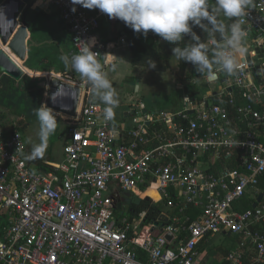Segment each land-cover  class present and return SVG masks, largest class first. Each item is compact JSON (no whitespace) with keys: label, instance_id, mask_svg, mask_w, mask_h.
I'll list each match as a JSON object with an SVG mask.
<instances>
[{"label":"built area","instance_id":"1","mask_svg":"<svg viewBox=\"0 0 264 264\" xmlns=\"http://www.w3.org/2000/svg\"><path fill=\"white\" fill-rule=\"evenodd\" d=\"M41 1L59 13L76 54L89 43L105 71L115 62L118 43L97 35L106 14ZM242 19L256 48L238 57V73H219L212 83L227 86L184 95L175 111L137 103L128 123H114L86 80L41 77L80 87L79 105L63 121L62 159L36 168L19 129L0 124V264H215L204 243L216 236L230 239L217 264H264V0ZM120 193L163 210L151 222L146 211L124 215ZM260 193L255 208L236 209Z\"/></svg>","mask_w":264,"mask_h":264},{"label":"clouds","instance_id":"2","mask_svg":"<svg viewBox=\"0 0 264 264\" xmlns=\"http://www.w3.org/2000/svg\"><path fill=\"white\" fill-rule=\"evenodd\" d=\"M73 5L86 9H99L110 19H119L135 33L145 37L151 31L163 41L178 45L172 48L173 56L178 60L190 63L195 71L206 74L209 82L215 81L219 73L235 75L241 68L238 57L246 56V38L248 32L242 27L243 17L248 14L252 0H214V6L209 0H70ZM73 12L76 8L71 9ZM232 20L225 25L219 17ZM205 21L207 23H205ZM199 27L208 36V43L202 42L194 31ZM217 34L219 39H217ZM185 35H190L192 43L180 47ZM85 45L80 53L61 55L60 60L65 67L70 68L86 80L93 93L105 107L104 119L113 120L114 109L119 105V98L107 73L98 62L96 53L91 51L92 44ZM209 44L213 47L209 56ZM150 61V67L155 68ZM115 71L116 65L111 66ZM218 69L219 71H217ZM139 88V84H137ZM39 122L38 144L33 145L31 153L25 158L34 160L45 154L49 137L57 128L55 112L42 105L36 110Z\"/></svg>","mask_w":264,"mask_h":264},{"label":"rangeland","instance_id":"3","mask_svg":"<svg viewBox=\"0 0 264 264\" xmlns=\"http://www.w3.org/2000/svg\"><path fill=\"white\" fill-rule=\"evenodd\" d=\"M39 2L34 3L33 7H37ZM54 8L48 5L44 6V11L52 12ZM54 28L57 30V23L54 20ZM256 46H252L250 50L255 49ZM127 66V58L124 59ZM178 59L172 55L171 59L168 61L167 70L163 73H155L144 67H135L128 66L129 69H125L127 76H137L140 80L132 82V79L122 78L120 75L113 76L111 69L107 70V78L111 81L113 87L115 88L118 98L119 105L114 109L115 117L120 118L121 115L126 111H132V106L136 105L137 102L143 103L147 112L153 113L158 111H172L177 108V101L182 98V87H179L174 80V73L177 71ZM129 70V72H127ZM72 78L75 81L81 82L84 79L80 77L78 73L72 71ZM139 74V75H138ZM3 77V76H2ZM1 77V78H2ZM31 78L30 76H27ZM206 77V74L205 76ZM204 77H197L194 80V84L201 91L204 92L212 91L219 92L222 88L227 86L228 83L222 81H216L215 83L206 84ZM33 78V77H32ZM31 78V79H32ZM63 78L64 75H63ZM69 81V80H68ZM15 82V81H14ZM74 82V81H71ZM16 86H20L17 90H13V93L4 89L0 95V124L3 126H10L11 124L17 125L21 123L24 127L20 132L24 139L27 153L30 154L32 147L35 144L40 142L39 140V122L36 117V106L38 99L40 98V91L35 88L34 91L33 85H30L26 80H21L18 83L15 82ZM38 84V83H37ZM135 84V85H134ZM137 84L139 88L137 90ZM39 85V84H38ZM178 85V86H177ZM131 90L133 93L131 94ZM45 91L42 93V101L44 100ZM128 94V95H127ZM201 95L204 93H200ZM132 96V97H130ZM24 97L34 100H30V104L25 102ZM94 101L105 107L98 99ZM42 106V104H41ZM179 107V106H178ZM57 128L55 132L49 137L47 142V147L45 154L42 158L46 160L58 161L61 149L62 142L60 140L63 133L65 124L63 118L56 115ZM36 159V160H37ZM124 212V211H122ZM124 215H127L124 212ZM230 239L224 236H216L213 239H209L208 242L204 245L205 250L209 253L211 257H214L215 264L220 262L223 256L222 251L229 248Z\"/></svg>","mask_w":264,"mask_h":264},{"label":"trees","instance_id":"4","mask_svg":"<svg viewBox=\"0 0 264 264\" xmlns=\"http://www.w3.org/2000/svg\"><path fill=\"white\" fill-rule=\"evenodd\" d=\"M26 5L30 6L35 0H22ZM38 3V2H37ZM209 5L214 6V0H209ZM23 8H20V11ZM54 18L56 21L61 22V19L59 17V13L53 9L50 14H45L42 11L35 12L31 11L30 8L28 9L27 15L25 17V21L27 23V27L29 28V31L31 33V37L28 41L27 48H28V58L25 62V67L32 71H52L56 70L57 73H62L66 75H70L68 67H64L62 62H59L58 65H56L55 60H50V66L45 67L47 70H41L39 66H35V59L39 56L38 53H49V52H43L40 49V46L38 47L37 41H45L47 36L46 32L48 29H45L43 27L42 22L44 20H49L51 18ZM220 21H222L225 25H229L232 23V20L225 18L223 16L218 18ZM105 20L107 23L111 24V30H112V39L108 40L106 43L114 41L117 38H125L128 50L130 53V64L132 66H138V67H144L149 69L152 72L155 73H163L167 70L168 61L171 59L173 53L172 48L178 46L175 44H170L167 41H163L159 36L152 34L147 35L146 37L141 33H135L131 28L127 27L123 21H120L119 19H110L108 16L105 17ZM205 23H207L205 21ZM116 26H119V29L116 31ZM245 29V28H244ZM193 31L200 36L201 41L208 43V36L206 33H204L199 27H194ZM217 39H219V35L217 34ZM192 43L191 36L185 35L183 41L179 43L180 47H184L185 45ZM70 49L72 53H76L75 50L72 47V43L70 45ZM212 51V49H209V53ZM150 61L155 63V68L150 67ZM41 62H44V60H41L39 62V65ZM204 75L198 74L194 66L190 63H186L179 60L178 63V69L174 73V80L176 84L179 86H182V97L184 95H189L193 99H196L200 96V92H198V89L196 85L191 84V82L197 78V77H204ZM23 80H26L30 85H33L32 91L35 90V88H38L37 90L40 91V98L38 101H36L38 109L41 107V100H42V93L44 90L40 88V83L44 82L45 80L43 78L39 79H31L27 76L23 77ZM38 83V84H37ZM0 85L3 87L1 92L4 89H7V91L13 93V90H17L20 88V86H16L15 82L11 79H9L6 76H3L0 78ZM205 95V94H204ZM203 96V95H202ZM31 101L34 100L33 98L30 99ZM30 100L27 98L25 102L27 104H30ZM180 108V107H178ZM178 108L172 110L175 111ZM17 128L20 130L24 127L21 123H18ZM65 129V127H64ZM64 134V130L62 135ZM259 189L261 191L264 190V177L260 179ZM125 203L128 205V209L125 212L130 217L134 214H138L140 212L146 211L148 213L147 221H155L157 219V214L163 210V207L161 205H154L153 203L146 201V200H138L137 198L133 196H128L127 199L124 200ZM253 202H251L248 199H245L242 201L240 206H237V210H248L252 208ZM124 214V213H123ZM233 242V241H232ZM229 249L223 250L222 253L226 254ZM138 253L141 252L138 251Z\"/></svg>","mask_w":264,"mask_h":264},{"label":"water","instance_id":"5","mask_svg":"<svg viewBox=\"0 0 264 264\" xmlns=\"http://www.w3.org/2000/svg\"><path fill=\"white\" fill-rule=\"evenodd\" d=\"M20 8H25L20 12ZM30 6L25 5L21 0H0V14L3 12L7 13L6 23L7 30H3L0 26V42L2 46L9 49L10 53L15 55L23 64L26 62L28 56L27 39L29 37V32L27 28V23L25 17ZM42 6L34 7L35 12H40ZM260 53H264L261 51ZM264 75V72H263ZM6 76L9 79L19 82L26 76L22 69L18 67L14 61L5 53L0 47V78ZM33 78L34 80L39 79ZM45 80V79H44ZM261 83V80L259 81ZM40 88L47 91V97L45 98V106L52 109L57 116H66L68 118H74L77 113L81 88L77 85L68 82L61 81L52 78L47 85V81L40 83ZM63 90L65 94V103H67L66 108H62L54 105L53 96L60 93ZM66 91V92H64ZM155 112L154 114H157ZM116 195L112 198L115 199ZM263 194H259L255 203L252 204V208H255L259 202H261ZM119 208V207H117ZM167 240L171 239V235L166 236Z\"/></svg>","mask_w":264,"mask_h":264},{"label":"crops","instance_id":"6","mask_svg":"<svg viewBox=\"0 0 264 264\" xmlns=\"http://www.w3.org/2000/svg\"><path fill=\"white\" fill-rule=\"evenodd\" d=\"M22 1V0H21ZM37 0H35L31 5H30V10L31 11H34V3H36ZM26 5V4H25ZM42 6V5H41ZM25 8H23L20 12H22ZM41 11L45 14H50L51 12L48 10L47 12L46 11H43V6L41 8ZM92 11V10H90ZM28 12V11H27ZM93 12V11H92ZM54 18L52 17L51 19L49 20H44L42 22V25L43 27H45V29H48V31L46 32V40L45 41H37V44H38V47L40 46V49L43 51V52H49V53H38V57L35 59V66H39L41 70H47L45 67H49L50 66V60H55L56 61V65L59 64V62H62L60 60V56L61 55H64V54H67V55H71V54H74L71 52V49H70V45H71V38H70V35L68 33V31L65 29V27L63 26L62 23L56 21L57 23V30L54 28L53 26V23H54ZM28 28V27H27ZM111 24L110 23H107V21L105 20V18H101L100 19V28H99V31L97 33L98 35V38L103 41V42H107L108 40H111L112 39V30H111ZM119 29V26H116V31ZM28 32H29V37L28 39L26 40L27 41V44H28V41L31 37V33L29 31V28H28ZM120 38H117L115 39L114 41H111V42H108V43H114V44H117L113 50H111V52L113 53V59H114V63H112L109 68L107 69L108 71L111 69V71L113 72V76H117V75H120L121 76V79L122 78H128L129 76L126 75L125 73V69H129L130 68L128 66H130V53H129V50H128V45H127V42H120ZM254 39H255V36L251 35V34H248L247 38H246V47L248 49V52L247 53H250V48H251V45L254 46ZM209 49H213V46L211 44H209ZM212 52V51H211ZM259 53L261 52L260 50L258 51ZM28 58V56H26ZM127 58V66H126V61L124 59ZM41 60H44V62H41V64L39 65V62ZM22 62V61H21ZM179 63V61H178ZM63 66L65 67L64 63L62 62ZM115 64L116 65V69L115 71L112 70L111 66ZM25 63L23 64L22 62V66L30 73V74H33V75H29V74H26L24 73L25 75L27 76H32L33 78H38V77H46L45 75H48V74H59L56 72V70H52V71H41V72H38V71H32V70H29L27 69L25 66ZM132 66V65H131ZM135 67H138V66H133V68ZM69 70V73L70 75H73L72 74V71L70 68H68ZM147 69V68H145ZM177 69H178V64H177ZM176 69V70H177ZM106 70V72H107ZM129 70L127 72H129ZM148 70V69H147ZM62 74V73H60ZM64 76H68L70 78L69 81H74V82H77L74 80V78H72V76H69V75H66V74H62ZM139 75V74H138ZM32 78V79H33ZM130 79H132V82H135L136 81H139L140 79L135 75V76H131L129 77ZM44 79V78H43ZM195 80V79H194ZM194 80L191 82V84H194ZM204 80H205V83L206 84H211L212 82H209L207 80L206 77H204ZM135 85V84H134ZM196 85V84H194ZM178 86V85H177ZM179 87H182V86H179ZM2 86L0 85V90H2ZM198 89V88H197ZM138 90V88H137ZM131 94L133 93V90H131ZM198 92L200 93H204L205 95L208 94L209 92H212V91H207L205 90L204 92H201L199 89H198ZM202 94V95H204ZM128 95V94H127ZM201 96V94H200ZM132 97V96H130ZM24 99L26 100L27 98L24 97ZM44 103V100L42 101L41 100V104L43 105ZM98 103V102H97ZM138 104H143V103H140V102H137ZM177 104L178 106L180 107L181 106V98H180V105H179V99L177 101ZM144 105V104H143ZM177 106V108H178ZM145 107V106H144ZM159 112V111H158ZM155 113V112H153ZM122 117L120 118H117L114 116V119H113V122L114 123H120V122H123V123H128L129 122V118L131 116V111H126L125 113H123L121 115ZM12 125V124H11ZM13 126V125H12ZM15 127H17L16 125H14ZM61 142H62V146H63V135H61V138H60ZM29 154L26 153V156H28ZM59 160L56 161V162H59L61 159H62V149H61V154H60V157L58 158ZM27 162L31 165V167L33 168H36L38 166L41 165V163L43 162H52L54 163L55 161H51V160H46V159H34V160H28L27 159ZM207 242L204 243V245L206 244Z\"/></svg>","mask_w":264,"mask_h":264},{"label":"bare ground","instance_id":"7","mask_svg":"<svg viewBox=\"0 0 264 264\" xmlns=\"http://www.w3.org/2000/svg\"><path fill=\"white\" fill-rule=\"evenodd\" d=\"M37 2H39L37 7L42 5L43 6V11H44V6L48 5L47 2H42L41 0H37ZM6 16H7L6 12H3V14H0V26L3 28V30H7ZM0 47L5 53H7V55H9V57L14 61L15 64L22 69L23 73H26V74H29V75H33V74H30L22 66V62L20 61V59H18L15 55L11 54L7 47L2 46L1 42H0ZM45 76H47V75H45ZM64 92H66V91H64ZM64 96H65V94L63 93V90H61L60 93L54 95L53 96L54 105L62 107V108H66L67 103H65L63 101V100H65ZM60 117L63 118V120H68V118L66 116H60ZM147 194L155 197L153 192H148ZM155 199H157V198L155 197Z\"/></svg>","mask_w":264,"mask_h":264},{"label":"flooded vegetation","instance_id":"8","mask_svg":"<svg viewBox=\"0 0 264 264\" xmlns=\"http://www.w3.org/2000/svg\"><path fill=\"white\" fill-rule=\"evenodd\" d=\"M120 198H122L123 200L127 199L128 198V194L127 193H120Z\"/></svg>","mask_w":264,"mask_h":264}]
</instances>
